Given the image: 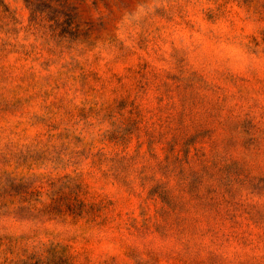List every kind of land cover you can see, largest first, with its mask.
Masks as SVG:
<instances>
[{"label":"rangeland","instance_id":"obj_1","mask_svg":"<svg viewBox=\"0 0 264 264\" xmlns=\"http://www.w3.org/2000/svg\"><path fill=\"white\" fill-rule=\"evenodd\" d=\"M0 5V264H264V0Z\"/></svg>","mask_w":264,"mask_h":264},{"label":"trees","instance_id":"obj_2","mask_svg":"<svg viewBox=\"0 0 264 264\" xmlns=\"http://www.w3.org/2000/svg\"><path fill=\"white\" fill-rule=\"evenodd\" d=\"M33 31H76L67 0H23ZM0 5L2 1L0 0Z\"/></svg>","mask_w":264,"mask_h":264}]
</instances>
